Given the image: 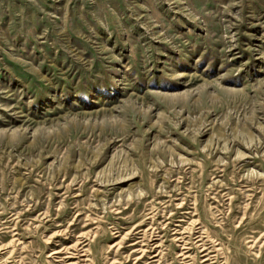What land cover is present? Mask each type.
I'll list each match as a JSON object with an SVG mask.
<instances>
[{
  "label": "rangeland",
  "instance_id": "374dc122",
  "mask_svg": "<svg viewBox=\"0 0 264 264\" xmlns=\"http://www.w3.org/2000/svg\"><path fill=\"white\" fill-rule=\"evenodd\" d=\"M0 264H264V0H0Z\"/></svg>",
  "mask_w": 264,
  "mask_h": 264
}]
</instances>
